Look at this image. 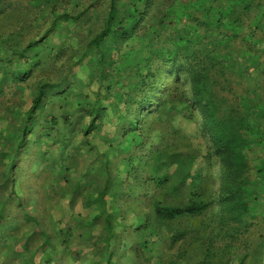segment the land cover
Returning <instances> with one entry per match:
<instances>
[{
    "label": "trees",
    "instance_id": "obj_1",
    "mask_svg": "<svg viewBox=\"0 0 264 264\" xmlns=\"http://www.w3.org/2000/svg\"><path fill=\"white\" fill-rule=\"evenodd\" d=\"M15 1L22 3L26 10L40 9L41 18L42 10L46 12L42 4L47 2L0 0V25L9 22L8 29L0 32V112L9 114V119L2 121L0 137L6 135L4 140H13L14 147L13 153H5L8 164L1 173L0 189L3 192L12 181L11 175L20 152L28 148L27 135L31 131V124L46 99L54 97L62 98L64 103L68 101L67 78L57 83L43 80L34 85L30 105L23 110L26 100L18 93L24 94L37 65L46 66L52 61L44 60L42 53L30 55L29 50L46 42L59 29L74 27L89 13L87 8L72 17L64 11L57 14L53 9L50 25L39 39L26 43L24 47H16V36L21 35L23 30L16 27V18L10 16L16 10ZM55 1L58 3V0ZM103 2L106 6L97 10L101 19L98 32L87 42L74 68L81 65L87 51H93L100 61L107 64L105 70L100 67L106 77L112 71L113 57L120 45L136 39L134 43L142 46L137 49L134 44L120 59L117 58V61L123 60L126 65L136 67V81L129 87H120L116 91L114 104L108 106L114 121L113 132H110V139L104 135L102 137L105 143L110 144L103 150L101 144L97 148L96 144L92 146L85 142L103 164L92 179L96 181L95 187L84 184L85 188L90 189L83 193L82 210L74 217L76 224L88 222V225L97 223L103 226L104 236H100L91 248V254L98 257L87 256V264H115L112 262L115 255L112 244L121 238L116 222L121 216L117 201L122 195V175L137 183L146 179L154 189L140 197V202L149 210L136 222L139 243L144 250L150 243L143 240L144 233L149 237L155 236L158 227H164L167 222L200 216L208 211L210 203L199 200V190L208 183L211 160L216 156L220 158L219 179L222 181L217 203L222 208L223 216L208 238L204 260H197L196 264H262L264 228L257 222L253 207L262 191L258 186L261 169L256 171V178H251L248 152L253 145L252 134L259 129L251 121L257 113L264 114V109H259L257 105L251 107L250 100L244 96L249 90L242 92L240 85L248 69L241 60L250 57L249 62L253 65L258 59L255 52L264 54V34L257 38L255 30L258 19L264 15L261 12L264 0ZM149 11L152 16L148 20L149 26H146ZM256 12L258 14H254ZM38 19L37 16L35 21ZM252 25L256 27L253 29ZM163 79L173 81L168 80L159 87ZM7 89L12 92H7ZM106 90L111 91L109 87ZM91 93L94 94L82 90L75 104L88 115L87 135L97 129L95 124L107 109L101 106L98 99L91 101ZM7 94L10 96L7 97ZM67 106H61L64 112L69 110ZM151 116L161 124L160 135L166 132L176 143L163 150L157 145H149L146 153L137 155L147 143V137L139 132L138 124ZM195 118L202 138L192 142L181 131L183 122L194 121ZM56 120L52 117L51 124H55ZM63 123H69V115L65 114ZM143 173L147 178L142 177ZM103 174L105 180L97 184L95 177ZM250 180L256 186H251ZM80 185V182L75 185L73 194L79 193ZM156 191H164V198L160 200ZM13 195L16 201L17 194ZM137 195L128 189L127 196L132 200ZM10 201V198L0 201V229L3 227L4 233L14 224V219L6 210ZM71 202L72 198L67 203ZM17 204L23 207L19 198ZM23 218L28 222L31 216L24 212ZM55 222L58 232L68 238V241L59 244L64 246L62 251L66 254L72 244L74 228L62 225L58 219ZM175 229V234H171L173 241L184 236L178 227ZM42 234L48 238L44 231ZM30 243V240H25L20 244L19 252L6 253L10 258H15L17 264L55 262L53 257L57 251L52 244L49 243L47 250L41 246L40 250L37 248L33 251ZM45 244H48L47 239ZM38 250L40 254L46 251V256H37ZM6 253L3 251L4 259L7 258ZM100 254L103 259L99 257ZM187 258L180 263H190L189 255Z\"/></svg>",
    "mask_w": 264,
    "mask_h": 264
},
{
    "label": "rangeland",
    "instance_id": "obj_2",
    "mask_svg": "<svg viewBox=\"0 0 264 264\" xmlns=\"http://www.w3.org/2000/svg\"><path fill=\"white\" fill-rule=\"evenodd\" d=\"M55 3V0H47L46 3L42 4V6L45 5L46 12L42 10L41 18L40 9L26 10L22 3L15 1L16 10L14 8L13 14L10 15L16 18V27L23 30L21 35L16 36V47H24L26 43L39 39L44 33L50 25L53 9L57 14L64 11L71 14L72 17L87 8L89 9V13L82 17L74 27L59 29L50 35L46 42L35 45L29 50L30 55L42 53L44 60L52 61H49L46 66H44L45 64L37 65L30 75L28 85L25 86L24 94L18 93L26 100L23 110H26L30 105L34 85L43 80L57 83L67 78L65 84L69 87L68 101L64 103L62 98L60 100L54 97L46 99L42 110L31 124V131L27 135L28 148L22 150L18 156L15 171L11 175V183L7 186L6 191L3 192L0 189V201L3 198L11 199L6 210L14 219L12 229L5 233L3 227L0 229V235L4 234L2 237L0 236V252H19L20 244L25 240H30V249L33 251L37 248L40 250L41 246L47 250L49 243L56 248L57 255L53 257L55 260L53 264H70L71 260H74L72 264H87L89 262L87 256H91V258L96 256L91 254V248L93 243L104 234L103 226L97 223L88 225V222L83 225L76 224L74 217L82 210L83 193L95 187L96 181L92 179L103 164L101 160H98L96 152L91 151L90 145L85 142L92 146L96 144L97 148L102 145L103 150L110 144L105 143L102 137V135L109 139L112 137L110 132L113 130L114 121L108 106L114 104L117 98L116 91L120 87H129L131 83L136 81V67L126 65L123 60L117 61V58L120 59L132 45L136 44L134 47L138 49L142 44L134 43L136 41L134 39L128 41L127 44L120 45L113 57L112 71L106 77L101 73L100 67L102 66V70H105L107 64L103 60L100 61L99 56L93 51H87L86 58L81 65L74 68V63L87 47V42L98 32L101 19L97 10L105 7L106 4L103 0H58V3ZM261 12L264 13V5ZM254 14H258V12ZM37 16L39 19L35 21ZM151 16L152 12L149 11L145 20L146 26H149L148 20ZM8 23L0 25V32L8 29ZM255 27L252 25L253 29ZM255 30L256 37H262L264 34V15L262 19H258V26ZM255 53L258 59L253 65L249 62L250 57L241 60L242 65L248 69L244 72L240 90L242 92L249 90L244 96L250 100L251 107L257 105L259 109L260 107L264 109V54L258 51ZM18 65L16 64V66ZM168 80L173 81V79H163L159 87L169 82ZM106 87H109L111 91H107ZM82 90L93 92L94 94L91 93L93 95L91 101L98 99L101 101V106L107 108L95 124L97 129L89 135L85 134V128L89 125L88 115L82 110V107L75 106L77 96ZM7 92L12 91L7 89ZM8 96L10 94H7ZM17 97L19 96L17 95ZM64 104L68 105L67 108H69L66 112L61 107ZM65 114L69 115V123H63ZM52 117L57 119L55 124H51ZM0 118H2L0 120L1 129L2 121L8 120L9 114L2 111ZM196 121L195 118L194 121H186L182 125L183 131L181 132L184 133L185 137H190L192 142H195L196 138H202ZM251 124L253 126L257 124L259 129H257V133L252 134L254 140H251L253 145L248 152V166L251 168L250 171L252 170L251 178H256V171L261 169L258 186L262 189L258 194V201L253 207L257 222L264 228L263 112L254 115ZM160 126L161 124L154 116L148 117L138 124L139 132L147 137V143L141 148L143 151L137 155L146 153L149 145H157L160 150H163L176 143L171 136L165 134L166 132L160 135ZM195 134V137H191ZM5 137L6 135L0 137V184L2 182L1 173L8 164L5 153L14 152L13 140L10 138L4 140ZM113 148H116V145H113ZM219 161L218 156L212 158L209 167L211 177L208 183L199 190V200L210 203L208 211L200 216L167 222L164 227H158V234L155 236L149 237L144 233L143 240L146 239L150 242L148 248L144 250L141 249L139 243L136 222L138 217L149 212L140 202V197L152 192L153 187L146 179L137 183L122 175L123 183L120 185L122 195L117 201L121 216L116 222V227L121 231V238L117 243L112 244L115 251L112 262L115 264H181V261L188 259V255L190 259L188 264H196L197 260H204L205 248L209 242L208 238L223 216L222 208L217 203L222 186V181L219 179ZM142 177L147 178V175L143 173ZM95 179H97V184H100L105 180V175L103 174L101 177L98 175ZM79 182L81 183L79 193L73 194V188ZM85 183L87 186L89 184L88 187L90 188H85ZM251 186H256V183L253 181ZM128 189H132L136 195L138 194L134 200L127 196ZM11 192L17 194L16 201L14 200L15 195ZM156 193L160 200L164 198V191H156ZM17 198L20 199L22 208L18 206ZM70 198L73 199L71 204L67 203ZM24 212L30 214V221L27 222L23 218ZM57 219L61 221L62 225H70L74 228L71 235L72 244L66 254H63L62 251L64 246L59 244L68 238L58 232L55 222ZM177 227L184 232V236L173 241L171 234H175ZM42 231L46 233L48 238L42 234ZM46 239L48 244H45ZM43 248L42 250H44ZM39 250L37 256H46V251L40 254ZM99 257L103 259L102 254ZM262 261L264 264V254Z\"/></svg>",
    "mask_w": 264,
    "mask_h": 264
},
{
    "label": "crops",
    "instance_id": "obj_3",
    "mask_svg": "<svg viewBox=\"0 0 264 264\" xmlns=\"http://www.w3.org/2000/svg\"><path fill=\"white\" fill-rule=\"evenodd\" d=\"M6 256L7 258L4 259L3 252H0V264H17L15 258H10L7 253Z\"/></svg>",
    "mask_w": 264,
    "mask_h": 264
}]
</instances>
